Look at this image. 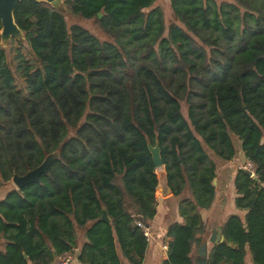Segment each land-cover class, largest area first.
Wrapping results in <instances>:
<instances>
[{
  "label": "trees",
  "instance_id": "1",
  "mask_svg": "<svg viewBox=\"0 0 264 264\" xmlns=\"http://www.w3.org/2000/svg\"><path fill=\"white\" fill-rule=\"evenodd\" d=\"M158 1L64 0V13L17 3L25 40L5 47L0 35V185L60 158L0 200V264H52L66 250L83 264H142L136 220L154 219L161 182L187 197L163 264H196L211 232L196 211L216 193L210 151L231 160L235 140L256 177L238 170L246 214L221 226L208 264H264V0H168L169 19Z\"/></svg>",
  "mask_w": 264,
  "mask_h": 264
},
{
  "label": "crops",
  "instance_id": "2",
  "mask_svg": "<svg viewBox=\"0 0 264 264\" xmlns=\"http://www.w3.org/2000/svg\"><path fill=\"white\" fill-rule=\"evenodd\" d=\"M241 154L247 159L242 150ZM232 160L233 159L228 161H230L231 163ZM236 164L237 162L235 163L236 170L232 171V175L230 178L225 177V179H218L216 177V179L214 180L216 181V183H214L216 193L212 205L209 208H199L196 211L202 217L203 221L207 222L209 227L211 228L210 237L213 231L221 230V226L225 223L230 215L246 214V210L239 209L236 206V198L238 196V193L235 187V178L238 170L241 169V165L243 163L241 165L239 164L238 166H236ZM227 185H229V188H231L230 190L232 191V197L230 198V201L222 198V196L225 195L223 192L229 190L226 189ZM163 189L165 190L162 193L163 197L159 195V197H157V213L154 216V219L149 223V226L151 228V237L148 240L149 243L142 264H163V262L168 259L169 242L171 241V237L168 236L169 226L175 222L184 221V216L181 214V205L187 199L186 195L183 194L182 197L178 196L179 200L176 202V207L173 208L171 207V205L174 202L166 197L167 192H169L168 188L163 187ZM8 191H6L4 188L0 189V200L5 197ZM206 243L208 245V249L212 244H214L210 241V238ZM165 245L167 246V248H164ZM77 252L78 254L73 264H83L79 261L80 252L78 250ZM52 264H58L57 256ZM247 264H254L251 255L247 257Z\"/></svg>",
  "mask_w": 264,
  "mask_h": 264
},
{
  "label": "water",
  "instance_id": "3",
  "mask_svg": "<svg viewBox=\"0 0 264 264\" xmlns=\"http://www.w3.org/2000/svg\"><path fill=\"white\" fill-rule=\"evenodd\" d=\"M21 0H0V20L2 23L1 37L3 46L7 47L10 44V41L13 37L20 41L25 40L24 31L18 26L15 21L14 11L17 6V3ZM44 1L52 6L59 9L61 12L67 11V6L65 5L64 0H36ZM102 13H99V17H102ZM223 116V115H222ZM149 150L153 157V163L156 169L164 167V161L161 155V148L159 143L152 145L149 142ZM60 158V151H54L46 156L43 162L38 165L36 168L29 170L23 175L15 174L12 178V182L16 185L17 189H23L25 186L31 183H39L41 176L49 172V169L52 163ZM216 183V181H214ZM102 219L110 222V217L107 214V211L104 209L102 214ZM210 241L215 242H224L225 237L221 235V230L213 231ZM27 257V255H26ZM196 264H208V245L205 243L199 250L196 257Z\"/></svg>",
  "mask_w": 264,
  "mask_h": 264
},
{
  "label": "rangeland",
  "instance_id": "4",
  "mask_svg": "<svg viewBox=\"0 0 264 264\" xmlns=\"http://www.w3.org/2000/svg\"><path fill=\"white\" fill-rule=\"evenodd\" d=\"M217 1L218 2H221L223 0H217ZM158 5H161L164 8L166 17H167V19H169L170 18V12H171L170 11V7H169V1L168 0H159L158 1ZM182 111H183V113L185 115L187 114V107H186L185 104L183 105ZM235 143H236V147H237V153L234 156V158H233V160H232L231 163H230V161H223L220 158L215 157L213 155V153L210 151L211 157L215 160V162L217 164V167H218V169H217V172H218L217 173V178L218 179H225V177L230 178L231 175H232V171H235L236 170L235 163L237 162L236 166H238L239 164L241 165L242 163H244L247 160L241 154V150L239 148V142L235 140ZM163 169H164V167H160L156 171H158L160 173V171L163 170ZM159 177H160V175H159ZM163 187L164 188H167V186L165 185V183L162 182V183H160L159 188H158L159 189L158 190V193H159L158 195L159 196H162L163 195L162 193L165 191L163 189ZM1 188H4L6 191L11 190V189H14V188L17 189L16 185L12 182V179H11V181L9 183L0 185V189ZM226 189H229V190H226V191L223 192L225 195L222 196V198L223 199L225 198V199H227V201H230L231 200L230 198L232 197V191L230 190L231 188H229V185H227ZM182 196L183 195H181V197ZM166 197H168L169 200H171V201L174 202L171 205V207L175 208L176 207V202L179 200L178 197L173 196L170 192H167ZM195 255L197 257V255H198V251L197 250L195 251Z\"/></svg>",
  "mask_w": 264,
  "mask_h": 264
},
{
  "label": "built area",
  "instance_id": "5",
  "mask_svg": "<svg viewBox=\"0 0 264 264\" xmlns=\"http://www.w3.org/2000/svg\"><path fill=\"white\" fill-rule=\"evenodd\" d=\"M241 169H245L250 173L251 177H256L255 164L251 162L248 158L241 165ZM136 224L143 230L145 236L149 240L151 237V228L144 221L137 219ZM164 248H167L165 245ZM77 250H66L57 255V263L58 264H73L75 258L77 257Z\"/></svg>",
  "mask_w": 264,
  "mask_h": 264
}]
</instances>
